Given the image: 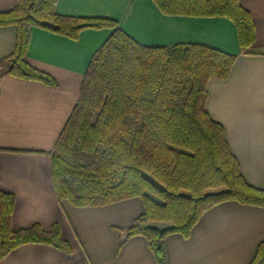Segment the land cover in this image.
<instances>
[{"label":"trees","instance_id":"trees-1","mask_svg":"<svg viewBox=\"0 0 264 264\" xmlns=\"http://www.w3.org/2000/svg\"><path fill=\"white\" fill-rule=\"evenodd\" d=\"M58 0H19L0 12V26L16 28L13 51L0 59L9 74L55 86L26 55L31 30L70 38L85 28H109L93 55L78 101L58 136L51 161L59 198L99 206L141 198L143 212L124 238L143 236L157 264H167L165 239L188 237L208 209L225 201L264 207V188L244 178L222 123L206 107L211 79L229 76L236 56L199 43L146 46L116 19L58 13ZM168 15L222 16L236 26L241 51L256 37L251 13L240 0H153ZM14 195L0 192V259L24 243L70 252L57 224L13 229ZM123 242V241H121ZM249 264H264V241Z\"/></svg>","mask_w":264,"mask_h":264},{"label":"crops","instance_id":"crops-1","mask_svg":"<svg viewBox=\"0 0 264 264\" xmlns=\"http://www.w3.org/2000/svg\"><path fill=\"white\" fill-rule=\"evenodd\" d=\"M19 0H0V12ZM252 15L255 41L241 51L235 24L222 16L168 15L153 0H58V13L109 17L146 46L199 43L236 56L224 79L208 82L206 107L251 185L264 188V0H240ZM85 28L77 38L33 27L26 60L50 74L55 86L0 70V192L14 195L13 229L58 225L71 251L24 243L0 264H157L141 235L124 238L144 210L133 197L99 206H76L59 198L51 153L80 94L88 65L111 35ZM16 28L0 26V59L15 45ZM2 67H0L1 69ZM123 241V242H121ZM264 241V207L225 201L208 209L191 234L165 239L167 264H249Z\"/></svg>","mask_w":264,"mask_h":264},{"label":"rangeland","instance_id":"rangeland-1","mask_svg":"<svg viewBox=\"0 0 264 264\" xmlns=\"http://www.w3.org/2000/svg\"><path fill=\"white\" fill-rule=\"evenodd\" d=\"M3 69H6V67L4 66V67H2L0 70H3ZM138 198V197H137ZM141 199V198H140Z\"/></svg>","mask_w":264,"mask_h":264}]
</instances>
